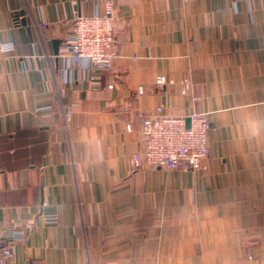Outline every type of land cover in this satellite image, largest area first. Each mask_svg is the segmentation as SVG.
Returning a JSON list of instances; mask_svg holds the SVG:
<instances>
[{
    "label": "crops",
    "instance_id": "crops-1",
    "mask_svg": "<svg viewBox=\"0 0 264 264\" xmlns=\"http://www.w3.org/2000/svg\"><path fill=\"white\" fill-rule=\"evenodd\" d=\"M113 8L112 68L91 83L59 49L101 0H0L13 43L0 54V245L20 235L12 264H264V0ZM158 106L206 113L196 170L133 166Z\"/></svg>",
    "mask_w": 264,
    "mask_h": 264
},
{
    "label": "built area",
    "instance_id": "built-area-1",
    "mask_svg": "<svg viewBox=\"0 0 264 264\" xmlns=\"http://www.w3.org/2000/svg\"><path fill=\"white\" fill-rule=\"evenodd\" d=\"M103 12L74 18L59 49V55L77 72L79 81L95 82L104 71L112 68L115 57L113 0H101ZM44 27V26H42ZM13 50V43L0 40V54ZM155 84H168L163 75ZM181 94L186 95L190 84L181 81ZM186 120L189 121L188 126ZM129 129V125H126ZM142 151L132 156L133 166L144 162L150 166L176 169L180 166L196 170L209 149V123L206 113L189 112L185 116L164 113L158 106L154 114L141 122ZM6 243L0 245V264H12L13 243L20 238L14 230L5 234Z\"/></svg>",
    "mask_w": 264,
    "mask_h": 264
},
{
    "label": "water",
    "instance_id": "water-1",
    "mask_svg": "<svg viewBox=\"0 0 264 264\" xmlns=\"http://www.w3.org/2000/svg\"><path fill=\"white\" fill-rule=\"evenodd\" d=\"M24 14V12L23 11H20V12H17V14H16V16H18V15H23ZM20 23L21 24H24L25 23V19H21L20 20ZM58 41H55V42H53V51H54V53H57V46H58ZM188 124H189V121L188 120H186V125L188 126Z\"/></svg>",
    "mask_w": 264,
    "mask_h": 264
}]
</instances>
